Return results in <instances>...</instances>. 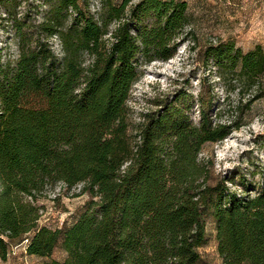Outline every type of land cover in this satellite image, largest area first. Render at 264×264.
Here are the masks:
<instances>
[{
	"label": "trees",
	"instance_id": "1",
	"mask_svg": "<svg viewBox=\"0 0 264 264\" xmlns=\"http://www.w3.org/2000/svg\"><path fill=\"white\" fill-rule=\"evenodd\" d=\"M0 1L18 49L0 56L1 261L205 264L210 221L221 264H264V181L239 194L200 157L240 123L219 121L221 108L213 117L209 94L197 100V123L181 103L129 121L142 67L171 60L190 27L186 1L100 0L92 13L86 0H45L35 25L14 12L18 0ZM204 52L230 90L253 92L245 108L264 97L261 45L243 52L226 40ZM58 184L81 185L89 199L75 220L51 227L39 199ZM58 247L62 260L52 258Z\"/></svg>",
	"mask_w": 264,
	"mask_h": 264
},
{
	"label": "rangeland",
	"instance_id": "2",
	"mask_svg": "<svg viewBox=\"0 0 264 264\" xmlns=\"http://www.w3.org/2000/svg\"><path fill=\"white\" fill-rule=\"evenodd\" d=\"M86 1L92 13L99 9L100 0ZM137 1L133 0V3ZM184 1L191 16L190 27L185 30L171 60L155 61L142 67V74L132 87L128 101L129 121L137 125L144 114L155 113L164 105L181 103L189 119L197 123V100L200 95L209 94L214 99L212 116L221 108L219 121L225 124L236 121L240 126L233 129L224 141L206 145L200 157L213 165L215 178L234 179V183L227 186L240 194L242 184L249 189L247 187L259 186L264 181V97L245 108L253 92L242 96L238 88L230 90L232 87L228 81L218 80L215 67L206 65L204 50L210 44L226 40L233 41L243 52L255 45L264 49V0ZM47 10L45 0H18L14 12L25 18L29 25H35ZM10 19L0 1V56L12 60L18 49ZM49 44L60 56L58 40L52 38ZM262 84L264 89V80ZM181 95L184 99L180 102ZM82 188L78 185L68 190L58 184L48 191L39 199L43 208L41 223L55 227L63 221L70 223L75 220L89 199V194ZM199 252L205 264H221L216 251L214 225L210 221L207 224V242ZM64 257L59 247L52 255L57 260ZM46 261L19 253L6 261L0 260V264H44Z\"/></svg>",
	"mask_w": 264,
	"mask_h": 264
},
{
	"label": "built area",
	"instance_id": "3",
	"mask_svg": "<svg viewBox=\"0 0 264 264\" xmlns=\"http://www.w3.org/2000/svg\"><path fill=\"white\" fill-rule=\"evenodd\" d=\"M26 241H27V240H26ZM26 241H25V242H26Z\"/></svg>",
	"mask_w": 264,
	"mask_h": 264
}]
</instances>
